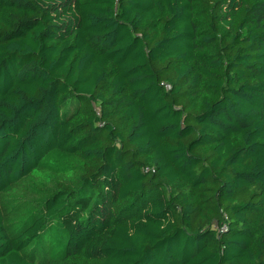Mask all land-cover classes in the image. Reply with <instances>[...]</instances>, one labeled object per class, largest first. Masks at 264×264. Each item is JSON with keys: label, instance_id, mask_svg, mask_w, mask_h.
I'll use <instances>...</instances> for the list:
<instances>
[{"label": "trees", "instance_id": "trees-1", "mask_svg": "<svg viewBox=\"0 0 264 264\" xmlns=\"http://www.w3.org/2000/svg\"><path fill=\"white\" fill-rule=\"evenodd\" d=\"M0 264H264V0H0Z\"/></svg>", "mask_w": 264, "mask_h": 264}]
</instances>
